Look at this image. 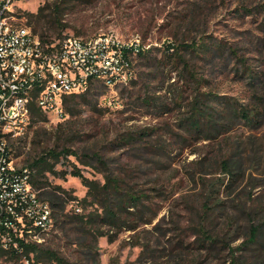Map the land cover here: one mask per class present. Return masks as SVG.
<instances>
[{"label":"rangeland","instance_id":"rangeland-1","mask_svg":"<svg viewBox=\"0 0 264 264\" xmlns=\"http://www.w3.org/2000/svg\"><path fill=\"white\" fill-rule=\"evenodd\" d=\"M14 14L51 42L116 34L139 37L149 53L136 57L128 82H99L85 98L69 100L65 117L34 115L25 134L12 139L18 166L50 148L77 153L47 159L65 176L37 173L47 181L41 192L60 186L64 199L53 208L51 232L32 243L65 264H264V238L248 240L251 225L264 220V105L255 98L264 99V0H18ZM169 44L174 49L166 52ZM198 92L214 102L213 95H227L246 108L261 106V121L251 127L238 118L228 133L208 139L184 125ZM232 150L242 165L234 180L222 167ZM74 166L97 183L93 195L107 174L122 180L116 197L140 194L141 212L129 207L119 225L102 222L97 214L109 198L87 196L88 187L70 174ZM33 259L6 253L0 264ZM39 264L58 263L44 254Z\"/></svg>","mask_w":264,"mask_h":264},{"label":"built area","instance_id":"built-area-1","mask_svg":"<svg viewBox=\"0 0 264 264\" xmlns=\"http://www.w3.org/2000/svg\"><path fill=\"white\" fill-rule=\"evenodd\" d=\"M18 0H0V247L41 241L54 227L51 204L41 197L28 166H18L9 144L33 121L34 108L62 118L64 99L92 82H128L140 38L116 34L44 40L14 14Z\"/></svg>","mask_w":264,"mask_h":264},{"label":"trees","instance_id":"trees-1","mask_svg":"<svg viewBox=\"0 0 264 264\" xmlns=\"http://www.w3.org/2000/svg\"><path fill=\"white\" fill-rule=\"evenodd\" d=\"M46 10L45 6L39 7L40 14L43 13ZM34 15V14H32ZM40 16V15H39ZM21 23V22H20ZM24 24V23H21ZM27 26H30L32 30L38 34L41 38L44 40L50 39V36L44 32H38L37 28H33L29 24H24ZM171 49H174L173 44L168 45V51ZM178 49V48H177ZM179 49L177 50V52ZM174 53V58L176 61H184V70H189L188 65H186L185 60L183 57L180 56L179 53ZM149 53L144 50L140 49L137 52L136 57L139 58H146L148 57ZM168 55V56H167ZM167 57H169V54H166ZM166 56H163L160 60L161 63L166 62ZM170 60H167V62ZM191 74V73H190ZM194 78V77H193ZM198 81V79H196ZM99 81L92 82L90 88L87 90L88 92L93 88V86H96ZM87 92V93H88ZM87 93H73L65 97L64 99V107H63V114L62 117H65L67 113H70L69 109V100L76 98V97H82L85 98ZM210 93H200L198 92L197 95L193 98L191 103L189 104V113L190 115L183 120H186V123L184 124L185 127L187 126L191 131L196 132L198 134H202L205 137L209 138H215L217 135H221L224 133H228L232 125L235 123L236 119L240 118L242 119L247 125L251 127H255L257 125V122L261 121L263 110L261 106L253 107V108H246L243 107V104H240L237 100H233L231 97L227 95H213L217 101L214 102L212 100L213 97H210ZM258 98V102L260 104L264 105V99L262 97L256 96L255 98ZM214 98V99H215ZM213 101L212 104L209 102ZM34 115L43 117L45 114L41 111H39L37 108H34ZM260 119V120H259ZM9 147L12 149V143L9 144ZM237 150H232L230 156L228 158L223 160L222 167L226 171V173H229L232 177V180L235 179V177H238L241 173V162L238 159H235L234 156ZM63 154H74L77 153L70 149H64L62 152H58L55 148H50L47 150V152L44 155L39 156L33 162L29 164V168L33 171L34 175L32 178V181L34 185L38 189H44L47 186V181L39 180L37 177V173L40 171H46L50 170L56 173L59 176H65L68 172L67 170H61L56 171L54 170V163L52 166H46L48 161L47 159H55L56 162L59 161L60 156ZM88 158L92 159H98L101 164H104L105 162L99 158L97 155H92L90 153L86 154ZM86 165H89L90 162H85ZM35 168L38 169L36 172ZM35 170V172H34ZM70 174L73 176H77L81 179L82 183L88 187V194H92V192L98 187L97 183L94 180L89 179L87 176H85L78 166H74L72 170L70 171ZM122 180L119 178L113 177L111 173L106 175V182L101 186V190H99L97 193H94L93 196L98 198L99 200L104 197L103 195H107L109 200H103L101 209L102 212L98 213L97 216L101 217L102 222H108L110 224L119 225V218L121 217V213L123 211H127L128 213H132L129 207H135L139 212H141V206L139 207L141 195L136 194L135 192H129L126 191L122 197H116L122 193V190L119 189L121 185ZM60 186H55L51 190H44L41 192V196L43 194H46L49 203L51 204L52 208L60 207L62 206V203L59 202V200L64 199L60 194ZM115 193L117 195H115ZM87 197H85L86 199ZM115 198V199H114ZM145 205V204H141ZM77 218L78 214L75 216ZM81 220H84L82 217ZM149 223V222H146ZM135 227V226H130ZM2 228H0L1 230ZM250 234L248 240L251 243H254L257 239L262 240L264 238V220L260 222L259 224H252L250 228ZM98 235L100 236H107L109 241L114 240V235L100 231L98 232ZM19 240V246L18 248H15L13 246H9V248H2L0 247V256L6 253L12 254L14 256L19 255H26L30 259V253H33L35 256V260L33 259V264H39V261H41V258L44 254H48L53 260H55L58 264H65V260L61 257H59L56 253L53 251H50L48 249H43L37 244L25 243L23 239L18 238ZM215 239H209V243L212 245V242H214ZM216 241V240H215Z\"/></svg>","mask_w":264,"mask_h":264}]
</instances>
